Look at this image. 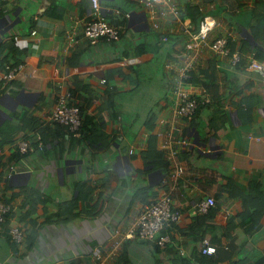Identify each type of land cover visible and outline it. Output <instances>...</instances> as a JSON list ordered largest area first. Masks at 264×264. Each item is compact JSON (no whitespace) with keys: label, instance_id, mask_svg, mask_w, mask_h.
Listing matches in <instances>:
<instances>
[{"label":"crops","instance_id":"obj_1","mask_svg":"<svg viewBox=\"0 0 264 264\" xmlns=\"http://www.w3.org/2000/svg\"><path fill=\"white\" fill-rule=\"evenodd\" d=\"M100 3L118 40L84 35L89 0L1 1L0 198L11 209L0 223V264H91L96 247L112 249L109 264H264V74L248 66L264 63V0H171L177 15L143 0ZM205 14L215 27L193 38ZM216 36L240 51L239 62L207 47ZM185 59L205 94L178 124L189 143L172 159L160 132L171 75ZM64 90L80 109L79 135L50 119ZM22 139L34 149L21 154ZM177 166L181 218L165 228L164 246L127 236ZM209 196L215 205L199 212ZM12 223L23 230L19 243ZM203 238L214 253L200 252Z\"/></svg>","mask_w":264,"mask_h":264},{"label":"built area","instance_id":"obj_2","mask_svg":"<svg viewBox=\"0 0 264 264\" xmlns=\"http://www.w3.org/2000/svg\"><path fill=\"white\" fill-rule=\"evenodd\" d=\"M0 0V5H1ZM90 1V15L85 21L83 27L84 35L93 43L97 42L101 37L107 40H118L120 32L115 24L110 23L102 15V7L100 0ZM146 5L154 3H162L168 12L174 15L178 14L177 9L171 3V0H143ZM216 20L212 14H205L199 21L198 29L192 33L193 38L207 35L215 27ZM156 25V24H155ZM34 32V31H32ZM207 47L217 54L226 57L229 62L234 65L241 59L239 50H232L228 45V39L225 36H216L207 43ZM249 67H257L264 74V63L251 61ZM193 63L191 59H185L179 64L171 75L170 93L173 98L171 108V116L167 120L166 128L160 132V149L168 157L174 159L181 148H184L189 141L182 134L178 124L183 121H190L198 106V96L205 94L203 87L192 83ZM29 81L35 89L41 92L48 90V84L40 79L28 77ZM104 82L105 79H101ZM70 92L64 90L58 95L56 104L54 105L50 119L54 123L63 125L68 128L74 135L80 134L82 115L79 107L70 101ZM207 99L206 95L204 99ZM164 123L165 120H162ZM17 149L21 154H26L34 149V146L28 140H20L17 143ZM211 152L212 150H202ZM10 171L14 170L13 166L9 167ZM183 172L181 166L169 175V188L163 189L158 196L151 202L143 205L140 209L135 226L127 233L129 237H138L142 239L154 240L158 245L164 246L168 235L164 233L165 228L171 223H176L181 218V212L173 207L172 189L174 182ZM215 205V199L212 196L206 197L198 201L196 208L201 213H206ZM11 205L0 198V223L4 221L6 214L10 211ZM9 237L19 243L23 239V230L17 223H12L7 230ZM114 236V234H113ZM200 252L204 254H212L215 252V245L211 244L208 238H203L200 242ZM112 249L102 250L96 247L92 250L93 261L91 264H109L112 256ZM191 264H198L192 262Z\"/></svg>","mask_w":264,"mask_h":264},{"label":"rangeland","instance_id":"obj_3","mask_svg":"<svg viewBox=\"0 0 264 264\" xmlns=\"http://www.w3.org/2000/svg\"><path fill=\"white\" fill-rule=\"evenodd\" d=\"M142 86L147 87V81H146V79L143 80V84H142ZM150 98H152V96H146V97H145V101H146L147 99H150Z\"/></svg>","mask_w":264,"mask_h":264},{"label":"water","instance_id":"obj_4","mask_svg":"<svg viewBox=\"0 0 264 264\" xmlns=\"http://www.w3.org/2000/svg\"><path fill=\"white\" fill-rule=\"evenodd\" d=\"M143 240H145V239H143Z\"/></svg>","mask_w":264,"mask_h":264},{"label":"trees","instance_id":"obj_5","mask_svg":"<svg viewBox=\"0 0 264 264\" xmlns=\"http://www.w3.org/2000/svg\"><path fill=\"white\" fill-rule=\"evenodd\" d=\"M163 153V152H162Z\"/></svg>","mask_w":264,"mask_h":264}]
</instances>
